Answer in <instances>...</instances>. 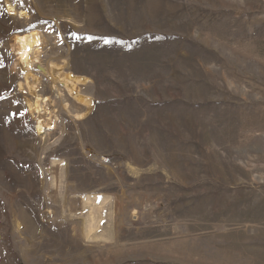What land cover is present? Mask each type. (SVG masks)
Listing matches in <instances>:
<instances>
[{
    "label": "rangeland",
    "instance_id": "obj_1",
    "mask_svg": "<svg viewBox=\"0 0 264 264\" xmlns=\"http://www.w3.org/2000/svg\"><path fill=\"white\" fill-rule=\"evenodd\" d=\"M0 264H264V0H0Z\"/></svg>",
    "mask_w": 264,
    "mask_h": 264
},
{
    "label": "bare ground",
    "instance_id": "obj_2",
    "mask_svg": "<svg viewBox=\"0 0 264 264\" xmlns=\"http://www.w3.org/2000/svg\"><path fill=\"white\" fill-rule=\"evenodd\" d=\"M6 5L11 14L18 15L21 18H29L28 11L19 9L14 2L7 1ZM43 47L44 37L40 31L32 29L21 33H15L10 40V48L15 57L13 69H20L24 76H30L31 69H33V67L41 61L40 59ZM64 74L65 73H62V75ZM36 78L33 82L28 79L26 83H24L29 93L32 95V97L28 99L27 104L29 105L30 112L35 114L37 117L36 128L38 132L45 133L46 131L51 130L54 127L55 119L57 117L54 112L47 111L46 107L49 98L39 92L37 84L39 80ZM85 79L86 78L84 77H78L77 81L79 83H82L85 81ZM64 82L67 83L66 81ZM70 92L76 99L81 100L83 104L91 107L93 102L91 97L83 95L79 91L78 85L70 84Z\"/></svg>",
    "mask_w": 264,
    "mask_h": 264
},
{
    "label": "snow or ice",
    "instance_id": "obj_3",
    "mask_svg": "<svg viewBox=\"0 0 264 264\" xmlns=\"http://www.w3.org/2000/svg\"><path fill=\"white\" fill-rule=\"evenodd\" d=\"M21 2H22V0H21ZM90 38V37H89Z\"/></svg>",
    "mask_w": 264,
    "mask_h": 264
}]
</instances>
